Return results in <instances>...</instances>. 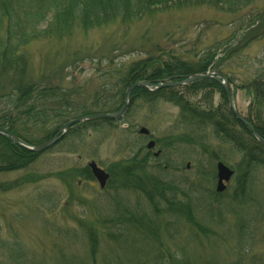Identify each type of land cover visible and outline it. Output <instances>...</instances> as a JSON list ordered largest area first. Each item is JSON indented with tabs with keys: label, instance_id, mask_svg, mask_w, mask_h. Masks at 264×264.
Wrapping results in <instances>:
<instances>
[{
	"label": "rangeland",
	"instance_id": "rangeland-1",
	"mask_svg": "<svg viewBox=\"0 0 264 264\" xmlns=\"http://www.w3.org/2000/svg\"><path fill=\"white\" fill-rule=\"evenodd\" d=\"M258 13H262L261 20L254 22V27L249 25ZM50 19L49 15L38 31H43ZM34 39L37 40L26 49L32 69L35 73L44 71L51 74V67L42 69L47 59L50 66H57L55 72L65 76L63 88L88 82V92L92 93L111 79L105 76L110 67L164 54L166 61L174 55L193 66L206 57L208 51L216 52L207 72L219 70L226 76L224 67L219 65L233 61H227L228 51L240 49L246 58L241 64L249 61L253 64L255 58H264V0H257L237 14L209 7L158 9L138 22H116L89 31L77 28L69 37L52 35ZM231 39L236 42H230ZM247 40L249 45L245 48ZM75 53L81 55V61L76 64L71 59ZM238 75L242 73L233 74ZM239 82L231 84L237 111L245 118L250 110H258L264 119V104ZM188 85L165 89L180 92ZM184 96L200 111L216 109L222 102L218 93H212L211 104L204 92L196 95L184 93ZM131 101L132 96L129 105ZM179 116L180 109L165 100H138L128 124L113 127L105 123L97 131L88 130L83 145L76 138L65 140L66 134L27 169L0 172V264H17L19 256L21 264H173L171 254L189 264H264V224L252 226L256 232L252 239L253 248L245 262L240 261L229 203L234 182L228 184L225 196L214 205L211 222L202 223L208 233L192 229L186 220L172 223L165 217L166 228L161 235L163 247L141 235L118 242L108 238L107 234L114 232L109 230L110 222L117 213L123 214L127 208L136 213L150 210L139 193L123 188L117 179H112L113 174L118 173V166H123L130 158L129 149L135 147L132 141L138 138L141 128L152 133L153 140L158 143L157 148L172 163L175 176L195 183L201 179L198 194L190 198L195 221L204 220L209 211L208 203L212 200L209 193L215 191L216 181H204L199 174L201 170L216 173L218 161L211 152L218 147L214 148L212 144L207 155L201 151H193V154L187 148L174 144L169 147L171 136L178 132L176 123ZM254 137L257 140L256 135ZM147 142L143 141L144 147ZM188 158L192 160L184 161ZM238 159L236 157V161ZM91 161L111 174L112 180L103 190L88 167ZM188 163L191 166L189 170L185 168ZM258 184L261 186L257 195L264 203L263 174ZM220 212L223 215L220 216ZM90 232L94 233L96 240H90ZM165 250V257H158L157 253ZM16 251L18 253L15 254Z\"/></svg>",
	"mask_w": 264,
	"mask_h": 264
},
{
	"label": "trees",
	"instance_id": "trees-1",
	"mask_svg": "<svg viewBox=\"0 0 264 264\" xmlns=\"http://www.w3.org/2000/svg\"><path fill=\"white\" fill-rule=\"evenodd\" d=\"M256 1L0 0V127L29 145L45 144L63 125L74 119L120 111L128 88L137 82L150 81L157 86L162 81L182 82L192 75L206 74L214 62L216 53L208 51L206 57H202L193 66L174 55L170 56L171 60L166 61V54H164L110 67L105 75L111 77L107 84H102L89 93L88 82L77 87L63 88L65 76L55 72L57 66H50L47 59L42 69L51 67L52 73L44 71L35 73L26 49L37 40L34 39L36 36L69 37L77 28L89 31L116 22H138L158 9L166 10L167 8L184 10L191 7H209L223 13L237 14L254 5ZM49 15L51 16L49 25L43 31H38V27L46 22ZM261 16L262 13L256 14L249 25L253 26L254 22L260 21ZM235 42L234 40L232 43ZM247 44L248 40L244 43V47ZM231 46L236 45L231 44ZM226 54L229 55L227 61L231 59L233 61L225 63L226 67L222 62L219 66L224 67L228 83L231 85L240 81V84L246 86L255 98L264 104V58H255L253 64H250L252 61L241 64L246 58L241 55L240 49L228 51ZM80 57L79 53H75L71 58L72 62L78 63L81 61ZM237 61L240 63L238 64ZM236 72H241L242 75L233 76ZM200 92L208 96L210 104L212 93L220 94L221 105L216 109L200 111L184 96V93L196 95ZM138 100L143 102L165 100L180 109L179 120L176 123L178 132L171 136L172 143L168 145L169 147L174 144V146L187 148L193 154H195L193 151L197 153L201 151L207 155L209 153L207 149L213 144L214 148L218 147L216 151L211 152L215 161L232 163L235 177L229 203L234 216L237 251L240 261L245 262L253 248L252 239L256 233L252 226L261 227L264 224V203L257 195V192L260 193L258 188L261 186L258 184L259 178L262 174L264 175V146L256 140L247 126L233 115L224 89L218 82L205 79L188 85L180 92L165 88L149 92L144 88H136L132 93V101L123 121L77 124L71 128L65 140L76 138L83 145L84 135L88 130L97 131L105 123L113 127L128 124L134 104ZM250 114L245 117L246 121L264 139L263 117L258 110L252 109ZM132 142L135 147H128L132 148L129 149L130 158L123 166H118V173L113 174L112 179H117L123 188L139 193L150 210L145 209L140 213L138 211L137 214L127 208L123 214L117 213V217L110 222L109 230L114 232L108 233V238L118 242L121 239H133L134 236L141 235L156 241V244L163 247L161 235L166 226L165 217L172 223L186 220L193 227L192 229L196 228L203 233H208L209 230L202 223L211 222L215 212L214 205L219 203L223 195L218 196L213 190L209 191L212 196L210 197L212 200L208 203L209 211L202 222L195 221L193 202L190 197L198 194L201 179L200 182L195 183L178 178L168 159L162 156L159 160L162 164L159 165V161L146 151L142 137L138 136ZM136 147L138 149L134 154ZM236 157H239L237 161ZM38 159L39 155L14 145L10 139L0 135V172L25 170ZM186 160L192 159H184ZM193 161L200 165L197 160ZM162 165L166 166V169L161 168ZM199 175L204 181L210 182L216 179L215 171L212 170L210 172L201 170ZM219 215L223 213L220 212ZM94 238L96 240L94 233L90 232V240ZM157 254L158 257L164 258L166 250ZM20 259L19 256L17 264H21L20 261L18 262ZM171 259L173 264H189L172 254Z\"/></svg>",
	"mask_w": 264,
	"mask_h": 264
},
{
	"label": "water",
	"instance_id": "water-1",
	"mask_svg": "<svg viewBox=\"0 0 264 264\" xmlns=\"http://www.w3.org/2000/svg\"><path fill=\"white\" fill-rule=\"evenodd\" d=\"M217 77H219V79ZM208 78H213L217 81H220V79L223 80V82H221V84L223 85L225 93H226L228 100L230 102L231 110L233 111L234 115L238 119L242 120V118L239 116V114L236 111V108H235V105L233 102V98H232L230 86L227 83H224L225 79L220 74V72H218V71L212 72V73L207 74V75H194V76H191L190 78L186 79L185 81L177 83V84L162 83L156 89L166 88V87H171V86H178V85H187V84H190V83H193L196 81H200V80H204V79H208ZM151 85L152 84L150 82H141V83H136L134 85H131V87L128 89V91L126 93L125 104H124V107L121 109V111H119L117 113H112V114H97L94 116H89L86 118H80V119H76L74 121H71V122L67 123L66 125H64L58 131L57 135L51 141H49L48 143H46L45 145H42V146H30V145L24 143L23 141H21L20 139H18L17 137H15L14 135H12L11 133H9L8 131L1 129V128H0V135H3L5 137L11 139L15 145H18L23 149H26L32 153H35V154H41V153L51 149L52 147H54L59 142V140L64 135V133H67L68 130L73 125H75L77 123L86 122V121H99V120L120 121V120L124 119V117L127 113V110H128L132 91L137 87H145V88L147 87L148 88ZM242 121L252 130V128L244 120H242ZM139 134L140 135H149L150 132L146 128H142L139 131ZM256 137L262 144H264L263 139H261L258 135H256ZM155 146H156L155 142L151 141L148 143L147 148L149 150H153L155 148ZM160 154H161V152H157V153H155V156L158 157V156H160ZM89 168L91 169L94 178L100 184V188L104 189L106 187L109 179H110V175L106 171L101 169L95 162H91L89 164ZM233 175H234V172L229 167H227L225 164H223L221 162L217 164L218 184H217L216 190L218 193H223L226 190V186H225L224 182H226V183L230 182Z\"/></svg>",
	"mask_w": 264,
	"mask_h": 264
}]
</instances>
